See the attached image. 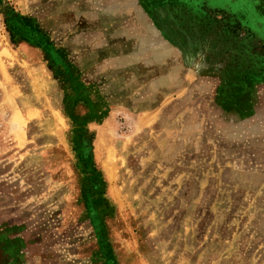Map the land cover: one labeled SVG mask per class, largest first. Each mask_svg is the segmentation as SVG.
Here are the masks:
<instances>
[{
    "label": "rangeland",
    "instance_id": "1",
    "mask_svg": "<svg viewBox=\"0 0 264 264\" xmlns=\"http://www.w3.org/2000/svg\"><path fill=\"white\" fill-rule=\"evenodd\" d=\"M0 264H264V0H0Z\"/></svg>",
    "mask_w": 264,
    "mask_h": 264
},
{
    "label": "trees",
    "instance_id": "2",
    "mask_svg": "<svg viewBox=\"0 0 264 264\" xmlns=\"http://www.w3.org/2000/svg\"><path fill=\"white\" fill-rule=\"evenodd\" d=\"M9 16H10L9 18H13L15 16L14 12H10ZM8 24H9V27H10L11 31H13L15 33V28H14V26H12V22L11 21L10 22L8 21Z\"/></svg>",
    "mask_w": 264,
    "mask_h": 264
},
{
    "label": "bare ground",
    "instance_id": "3",
    "mask_svg": "<svg viewBox=\"0 0 264 264\" xmlns=\"http://www.w3.org/2000/svg\"><path fill=\"white\" fill-rule=\"evenodd\" d=\"M153 40V39H152ZM151 43V42H150ZM10 55H11V53H10ZM2 56V55H1ZM15 56V55H14ZM6 79H8V78H6ZM10 80V79H9ZM12 81V80H11ZM37 84V83H36ZM38 88V87H37ZM40 92V91H39ZM20 97V96H19ZM37 97V96H36ZM19 99V98H18ZM19 102V101H18ZM33 104V103H32ZM19 105V104H18ZM27 107V106H26ZM32 108V107H31ZM17 112V111H16ZM20 112V111H19ZM42 112V111H41ZM18 114V113H17ZM21 114V113H20ZM20 117V116H19ZM37 117H38V115H37ZM26 118V117H25ZM30 118V117H29ZM20 120H21V118H20ZM32 120V119H31ZM41 120V119H40ZM21 123H22V121H21ZM27 123V122H26ZM44 123V122H43ZM14 125V124H13ZM26 125V124H25ZM30 125V124H29ZM41 128H42V126H41ZM20 129V128H19ZM26 130V129H25ZM49 136V135H48ZM43 137V136H42ZM156 140V139H155ZM36 142V141H35ZM39 142V141H38ZM52 142H53V140H52ZM159 142V141H158ZM58 155V154H57ZM149 155V154H148ZM134 159V158H133ZM134 161V160H133ZM153 161V160H152ZM149 163V162H148ZM148 165V164H147ZM132 177V176H131ZM164 178V177H163ZM143 186V185H142ZM134 187V186H133ZM137 187V186H136ZM172 200V199H171ZM156 216V215H155ZM155 218V217H154ZM155 224V223H154Z\"/></svg>",
    "mask_w": 264,
    "mask_h": 264
}]
</instances>
